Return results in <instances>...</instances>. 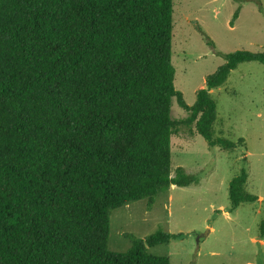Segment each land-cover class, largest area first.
I'll return each instance as SVG.
<instances>
[{
    "label": "trees",
    "instance_id": "16d2710c",
    "mask_svg": "<svg viewBox=\"0 0 264 264\" xmlns=\"http://www.w3.org/2000/svg\"><path fill=\"white\" fill-rule=\"evenodd\" d=\"M173 31L174 0H0V264H170L148 248L184 234L113 253L111 211L199 184L182 168L172 175L182 126L236 150L214 137L211 91L240 64H264V52L227 54L189 106L175 87ZM174 99L186 120L172 119ZM248 178L229 184L233 209L259 200Z\"/></svg>",
    "mask_w": 264,
    "mask_h": 264
},
{
    "label": "rangeland",
    "instance_id": "374dc122",
    "mask_svg": "<svg viewBox=\"0 0 264 264\" xmlns=\"http://www.w3.org/2000/svg\"><path fill=\"white\" fill-rule=\"evenodd\" d=\"M239 50L264 52V0H174L175 87L189 106L225 56ZM211 95L217 103L214 137L237 149L211 148L195 125L182 126L172 137V175L182 168L199 184L172 186L152 206L145 199L111 211V252L124 253L134 239L163 231L185 235L148 248L170 264H264V64H240ZM189 116L174 99L172 119ZM243 170L246 190L259 200L233 209L229 184Z\"/></svg>",
    "mask_w": 264,
    "mask_h": 264
}]
</instances>
